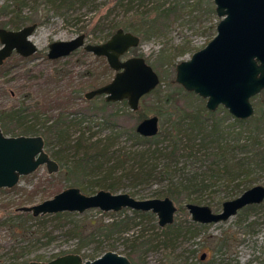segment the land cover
Here are the masks:
<instances>
[{"label":"rangeland","instance_id":"obj_1","mask_svg":"<svg viewBox=\"0 0 264 264\" xmlns=\"http://www.w3.org/2000/svg\"><path fill=\"white\" fill-rule=\"evenodd\" d=\"M17 1L0 0V7H4L0 12V27L12 29V21L25 19V23L19 25L21 27L29 24L31 19L36 23V28L30 39L37 46V52L26 59L13 53L5 60L3 64L5 71H0V115L12 107L35 108L44 97L47 98V93L53 98L57 96V92L60 95L67 93L75 87L78 88L82 83L96 81L97 77L105 83L110 81L114 72L111 70L107 71V76L104 74L103 64L107 65L105 58H96L91 53L84 55L80 52L81 49H77L66 57L52 61L45 57L48 44L56 40H69L81 33L85 35V42L101 43L107 40L118 26L127 24L129 27H138L139 25L141 28L139 19L142 15L148 18V21L156 20L158 14L153 11L155 7L170 12L165 20L160 18L155 21L156 25L158 22L162 24L159 32L148 38H142L137 33L140 37L139 44L131 48L122 58L142 55L158 74L160 81L162 78L165 80L161 82V90L174 93L178 91L177 86L181 87L172 82L175 65L179 61L189 59L193 52L202 48L215 35L216 24L219 21L212 0H200L192 12L190 9L197 0H78L68 11V17L56 13L49 4H46V0H22L23 6L18 14ZM180 45L185 46V51L178 54L176 49ZM165 53L173 54L171 62L166 64L162 61ZM49 76H53V79H48ZM100 84L96 83L94 87ZM196 97L200 98L198 95ZM193 98L187 104L189 111L201 105L198 99ZM103 99V95L89 100L83 95L82 98L72 99V105L66 109L72 122H76L69 130L70 139H75L78 130H86L88 124L91 126L90 131H93L96 137H104L109 133L107 128H103V120L100 116H95L92 121L85 120L77 124L79 114H89L91 108L99 106ZM155 99V95H149L139 101L140 109L142 108L146 113L145 117L155 115L151 112ZM177 100L179 105H183L184 100L181 96H177ZM252 104L256 115L264 111V90L255 96ZM116 109L120 114L112 121L117 127L125 129L135 127L138 122L137 117L129 107L125 113L121 103L115 102L105 106V114L112 113ZM29 110L31 108L25 112L27 116L24 119L26 121L24 128L37 130L25 133L29 136L41 135L44 130L41 123L43 118L50 116L49 119L54 120L58 112L57 108L48 109L36 119ZM160 123L159 119V128L164 129L166 125ZM19 129L15 130V133ZM5 134L14 136L12 132ZM85 134H89V131ZM73 143L74 141L68 142V147ZM57 144L52 140L49 145H44V150L58 164L55 172L49 173L43 164L32 173L21 176L14 187L1 188L10 190H0V221L10 218L12 222L11 224L0 222V264H20L23 260L26 263L48 261L58 255L74 253L80 237L86 234H92V237L78 253L81 256L83 253L86 254L83 259H91L90 256L93 255L98 257L105 251L111 250L113 244L111 251L126 256L132 264H182L184 261L186 264H264V201L240 209L225 221L195 226H190L189 222L192 220L185 203L180 205L174 202L177 209L171 228L160 227L156 215L150 211L142 212L129 208L117 212H103L94 208L83 213L74 212L75 215L68 217H56L54 214L40 217H33L30 214L28 217L24 214H16L19 212L16 210L19 202L28 196L33 197L32 202L25 205L35 204L70 187L74 182L72 178V180L66 179V166L60 167L64 162H58L51 156V152L58 148ZM134 149H140L139 145H135L126 135L119 137L112 147V150H118L120 153ZM68 155L70 158L73 151ZM204 159V155L201 154L200 161L195 165L203 163ZM108 165L101 161L96 171H90V175L78 180V183L89 184L101 173L108 171ZM258 167L254 165L251 167L254 169L251 175L254 180L249 183L250 186L264 185V166ZM115 174L119 176L120 172ZM130 183L119 179L116 192L134 191L136 198H153L159 197L154 193L161 191L165 186L164 182L152 185L138 184L135 187L130 186ZM71 186L80 188L77 185ZM96 190L97 188L93 187L86 194H92ZM217 191L215 201L209 205L212 211H219L222 201L232 199L241 193L223 188ZM206 195L207 193L203 192L204 198ZM219 200L221 202L218 204ZM180 206L184 209L179 210ZM135 216L136 219H130V228L123 234L106 235L104 228L106 224L120 218ZM133 221H137L139 225H133ZM16 222H20L25 231L28 229L32 233H15L12 224ZM140 232H144V236L152 242L139 249H132L129 245L131 242H126L124 238H131ZM203 253L205 257L200 259Z\"/></svg>","mask_w":264,"mask_h":264},{"label":"trees","instance_id":"obj_2","mask_svg":"<svg viewBox=\"0 0 264 264\" xmlns=\"http://www.w3.org/2000/svg\"><path fill=\"white\" fill-rule=\"evenodd\" d=\"M77 1L46 0V4H49L50 8L59 15L68 17V11ZM22 2V0L16 2L18 3V14L21 12ZM198 3H200V0L192 5L190 12L198 6ZM3 10L4 7L1 6L0 12ZM153 11L158 14L157 19L165 20L166 16L170 14L169 11L166 12L159 7H155ZM156 20L148 21V18L142 15L139 19L141 28H139V25L138 27H129L127 24L117 28L136 33V35L139 34L142 38H148L159 32V27L162 24L158 22V25H156ZM23 23H25V19L12 21V29L20 28L19 25ZM31 23L33 21L29 19V24ZM176 50L178 54H181L185 51V46L180 45ZM80 52L84 55L90 54L83 49ZM172 58L173 54L165 53L162 56V61L166 64L171 62ZM3 64L0 65V71H5ZM103 70L105 75L107 71H111L109 66L105 64H103ZM48 79L52 80L53 76H49ZM163 81L165 80L162 78L156 88L142 97L155 95L156 101L151 107V112L158 116L161 121L160 125H166L164 129L160 127L158 133L154 136H141L135 131L134 126L127 129L117 127L112 120L120 112L116 109L112 113L105 114V106L115 104V102H108L103 99L99 106L91 108L89 114H79L80 118L77 120V124L85 120L92 121L95 116H100L103 120V128H107L109 133L104 137H96L95 133L90 131L91 126L88 124L86 130H78L79 133L75 139H70L69 130L76 122H72L66 109L69 105H72L73 98H82L86 91L95 88L96 83L105 84L100 77H97L96 81L82 83L78 88L75 87L67 93L64 92L60 95L57 92V96L53 98L50 93H47V98L44 97L42 102L37 103L35 108L19 106L14 109L12 107L0 115V127L4 134L12 132L14 136L26 135L25 133L31 130L30 127L24 128L27 109L31 108L29 111L36 119H39L44 114L43 111L57 108L58 112L54 120L49 119V116L41 121L44 126L41 136L44 139V145H49L52 140L58 143V148L51 152V156L56 158L58 162H64L60 164V167L66 166V179H74L70 186H80L79 189L85 194L93 187H96L97 190L105 189L116 192L119 179H124V182L125 180L131 182L130 186L132 187L138 184L152 185L164 182L163 189L154 193L160 198L168 196L180 205L188 202L210 205L215 201L218 189L223 188L242 192L251 187L249 183L254 180L251 176L254 169H251V167L254 165L263 168L262 165L264 166V111L258 115L254 111V115L245 120L233 117L223 107L217 108L214 112H209L203 105V99L196 97L192 92L184 91L182 87L177 86L178 91L174 93L161 90V82ZM177 96L183 98L185 102H183V105L178 104ZM192 97L195 100L198 99L201 105L189 111L187 104L192 101ZM117 103H121L126 113L128 107L126 100ZM133 112L138 121L146 116V113L140 107ZM10 124L11 126H9ZM18 129L19 131L15 133V130ZM31 131L37 130L33 129ZM86 131H89V134H85ZM122 135H126L135 145H139L140 149L127 150L124 153L112 150L116 140ZM70 141H74V143L68 147ZM70 151H73V155L69 158L68 153ZM201 154L205 158L203 163L195 165L196 162L200 161ZM101 161L109 164L108 171L101 173L98 178L89 182V184L81 185L78 183V180L90 175V171H96L100 167ZM116 172H120V175H116ZM203 192L207 193V198L202 196ZM129 194L134 196L136 192H129ZM32 198V196H28L19 202L16 210L25 203L32 202ZM219 202L221 200L218 201V204ZM183 209L182 206L179 207V210ZM16 214H24L30 217V213L27 212L19 211ZM75 214L74 212H59L55 213L54 216L68 217ZM136 214L138 215V213ZM130 219L134 220L136 216L127 219L120 218L106 224L104 227L106 235L123 234L125 230L130 228ZM0 222L12 223L10 218L3 219ZM189 223L190 226L199 224L193 221ZM133 225L137 226L139 223L133 221ZM12 226L15 233H32L28 229L25 231L20 222H16ZM172 226L171 223L165 227L171 228ZM91 237L92 234L81 236L74 253H80L82 247L90 242ZM124 240L131 242L129 245L132 249H139L152 242L151 239L144 236V232H140L131 238L126 237ZM113 247L114 245L111 244V250ZM85 257L86 254L83 253L82 258ZM96 257V255L90 256L91 259ZM20 264L27 263L23 260ZM182 264H186V262L184 261Z\"/></svg>","mask_w":264,"mask_h":264},{"label":"water","instance_id":"obj_3","mask_svg":"<svg viewBox=\"0 0 264 264\" xmlns=\"http://www.w3.org/2000/svg\"><path fill=\"white\" fill-rule=\"evenodd\" d=\"M219 17L215 35L189 59L175 65L172 82L184 91L192 92L205 100V108L214 112L225 108L233 117L245 120L254 115L252 98L264 90V0H212ZM36 23L17 29L0 27V65L13 53L26 58L37 52L30 39ZM140 37L117 28L101 43L85 42V35L78 34L69 40L52 41L47 46L46 57L55 60L70 55L77 49L104 57L114 72L107 83L84 93L89 100L103 95L108 102L126 100L131 111L139 107L140 99L150 93L160 82L158 74L143 56L122 58L136 47ZM141 136H154L159 131L156 115L142 118L135 125ZM45 164L49 173L58 164L44 150L41 135L7 136L0 127V189L14 187L21 176L35 171ZM264 201V185H253L232 199L221 202L219 211L209 205L188 202L185 208L192 221L199 224L225 221L240 209ZM117 212L129 208L150 211L157 217L160 227L174 220L176 205L168 196L160 198H136L128 192H111L99 189L92 194L83 193L70 186L41 202L23 205L18 211L33 217L59 212L83 213L89 209ZM205 254H201L203 259ZM27 264H132L117 252L107 250L94 259H83L78 253L58 255L48 261H29Z\"/></svg>","mask_w":264,"mask_h":264},{"label":"flooded vegetation","instance_id":"obj_4","mask_svg":"<svg viewBox=\"0 0 264 264\" xmlns=\"http://www.w3.org/2000/svg\"><path fill=\"white\" fill-rule=\"evenodd\" d=\"M4 62H5V61H4ZM4 62H3V63H4Z\"/></svg>","mask_w":264,"mask_h":264}]
</instances>
